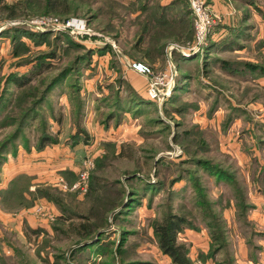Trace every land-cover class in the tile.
Instances as JSON below:
<instances>
[{"label":"rangeland","instance_id":"rangeland-1","mask_svg":"<svg viewBox=\"0 0 264 264\" xmlns=\"http://www.w3.org/2000/svg\"><path fill=\"white\" fill-rule=\"evenodd\" d=\"M17 1L4 0V3L12 4ZM64 1L70 11L67 15L44 14L39 12L37 4H31L30 7L21 4L15 9V17L9 18L5 9L0 7V98L7 74L23 73L32 66V63H25V59L33 58L43 51L57 49L59 58L41 73V80L36 77L32 80L34 86H41L40 89H43L64 66L76 64L73 62L75 55L84 53L83 48L71 49L67 46V41L72 39L82 43L94 51L89 60L78 65V71L82 74L66 75L42 103L38 119L24 123L22 134L32 147L38 142L44 128L55 133L59 125L64 135H69L79 123L85 128L86 125L90 126L97 133L109 128L106 137L116 139V146L105 147L94 157L90 176L99 178L98 186L101 190L90 191L89 182L86 191L70 189L78 181L77 177L74 180L56 177V180L63 178L68 189H62L56 180L48 182L54 189L53 193L60 197L68 212L75 217L67 221L46 219L50 222H46L50 228L53 226L56 231L53 236L48 237L50 243L41 252V259L34 248L42 238L31 232L30 227L18 224L11 218L13 215H9L5 221L0 220L1 241L5 251H9L6 254L11 263L122 264L143 261L172 264L156 244L152 221L162 220L168 213L184 214L194 225L205 229L209 236L211 226L208 227L207 224L209 225L212 217L207 214L203 205L208 201L218 216L220 205H224L222 220L226 242L215 257H211L212 261L216 264H248V260L251 264H261L264 220L259 208L253 210V201H256V194L259 195L256 190L257 179L262 173L260 166L264 164V145L261 144L264 133L260 128L262 116H254L260 113V105L254 110L252 106L250 108L245 104L244 98V94L250 96L255 93L259 99L261 91L244 90L241 88L244 83L223 76L222 73L228 74L222 69V60L264 63L259 54L258 60L253 61L245 57L249 55L246 51L235 54L223 48L229 39L234 38L237 29L242 28L245 23H256L253 16L264 18V0H219L222 7L227 5L225 18L213 9L214 0H205L207 13L219 16L218 22L209 29L205 42L195 47L194 28L190 36L185 35L189 33L186 30L183 35H169L164 31V39L161 40L164 50L161 54H152L151 60L146 48L151 45L153 32L150 33L151 37L146 35L136 44L140 34L138 24L134 22L135 14L113 8L109 5V0ZM184 1L189 8V0ZM189 15L193 27L190 8ZM246 17H249L250 22H243ZM42 21H46L48 25L42 26L46 27L44 31L32 28L33 23ZM67 22H72V26L65 29L53 27L54 23ZM13 27H23L33 32L47 31L49 41L39 46L26 38L23 45L26 50H18L13 45L11 34L5 33ZM107 43L111 44L113 51L104 60L103 55L109 51L99 54L97 49ZM134 45L137 46L134 48ZM187 50L192 51L189 56L183 54ZM175 53L188 59L180 62L174 58ZM96 67L101 71L94 70ZM173 67L177 74L170 95L163 101L149 100L144 92L149 78ZM139 79L144 80L141 95L136 91L137 87L133 86L134 81ZM77 84L81 85L78 97L72 98L77 94ZM15 88L9 86V93H5L1 99L0 117L9 115L15 120L18 116L19 105L14 102ZM96 93L99 95L96 96ZM135 94L143 101L136 99ZM63 96L67 98V104L62 102ZM117 99L122 102V110L128 107L126 101L133 106L129 111L122 112L120 122H117ZM111 111L114 113L107 119ZM229 114L235 119L239 118L240 122L235 124L233 119L228 123ZM17 126L18 122L15 121L12 126L2 129L0 140L12 133ZM15 142L20 145L22 137H16ZM101 156L106 158L101 167L97 168L95 158ZM197 160L225 170L232 181L217 182L216 176L207 172L203 168L204 164L197 163ZM220 195L219 205L216 201L220 199ZM122 201L125 205L130 204L127 206L128 210L119 205ZM227 202H230L229 205ZM113 204L117 206L112 208ZM243 204L254 207H242ZM95 207V213L103 214V217L106 215L108 219V225L104 227L107 228L104 237L106 253H96L94 247L86 251L85 255L89 256L87 261L82 255L72 258L71 251L81 241L79 233L83 232L80 224L85 220L81 217H88ZM110 208L114 211L109 212ZM77 215L82 216L78 218ZM36 217L41 221L45 220ZM184 231L178 234L177 242L186 243L190 249L193 247L195 254L196 250L200 253L201 248L196 243L184 240ZM43 257L49 262H44Z\"/></svg>","mask_w":264,"mask_h":264},{"label":"trees","instance_id":"trees-1","mask_svg":"<svg viewBox=\"0 0 264 264\" xmlns=\"http://www.w3.org/2000/svg\"><path fill=\"white\" fill-rule=\"evenodd\" d=\"M21 4H24V7H30L32 5H36L39 8V12L47 14V13H56L61 15H67L69 14V7L66 6V2L64 0H18L15 3L9 4L4 3V0H0V7L5 9L7 16L9 18H14L16 15L15 9L17 6H20ZM109 5L113 8L117 9H124L128 13L135 14L134 22L138 24L139 27V37L137 39V43L141 42V40L146 36L150 35L151 32L152 38H151V45L146 48L147 55L149 56V59L151 60L152 54H161L164 50V45H162L161 40L164 39V31H166L169 35H173L174 33L177 35H183L184 31H188L189 33L185 34L189 36L193 33V27H192V21L190 19L189 15V8L187 7V3L184 0H171L168 4H161L159 0H128L126 2H123L121 0H109ZM188 28V30L186 29ZM6 34H11V39L14 42V46L18 47L19 49H22L23 51L26 50V46L24 45V39L28 38L32 41H34L37 45H42L46 41H49V34L47 31L42 32H33L23 27H13L9 31L5 32ZM5 33H2L3 36H6ZM223 45V44H222ZM67 46H69L71 49H81L83 48L84 53L75 55V59L73 62H76V64L64 66L63 70L61 72L51 78V80L46 83V86L43 87V89H40L41 86H37L32 82L33 78H42L40 77L41 73L45 72L48 68L52 66V61L57 60L59 58V54L57 52V49L50 50L48 52H40L37 53L33 58H27L25 59V63H32V66L28 71L23 73H17V72H10L7 74L5 78V88L1 91V94L3 95L0 98H4L5 93H9V86H14L16 95H15V105H19L18 109V116L14 120V118H10L9 115H6L4 118L0 117V132L2 129L10 127L13 125V122L17 121L18 126L15 128V130L10 133L9 135H6L3 140H0V166L3 164V162L6 159V156L8 152L15 151L16 149V142L15 139L18 136L22 137V145L25 146L27 149H30L29 141L28 139L22 134V128L24 123H29L32 120L38 119L40 111V107H42V103L47 99L49 96V93L58 85L61 81L64 80L66 75H69L72 73L73 75H81L80 71H78V65L82 63L84 60H89V58L94 54V51L90 48H86L85 45L82 43H78L74 40H68ZM137 45H134V48ZM69 49V48H66ZM70 50V49H69ZM113 51L110 44L101 45L97 49V53L103 54L105 51ZM174 58L178 61H186L188 58L183 57L180 54H174ZM222 69L226 71L228 74L232 76H236L239 78H250V79H256L258 77L264 76V63H255L250 62L246 60H222ZM71 74V75H72ZM39 76V77H37ZM75 80L77 77H74ZM38 79V80H39ZM41 80V79H40ZM45 82V81H44ZM73 87V84H71ZM75 90L77 92L76 95L72 96V98L78 97V91L81 87L80 84H77L75 86ZM7 88V89H6ZM74 88V87H73ZM244 90H253L249 86H244ZM260 90V89H259ZM136 99L143 101V99L138 95H134ZM248 96V94H244V98ZM175 95L172 97L174 98ZM258 98L257 94L250 95V100L256 101ZM139 102V103H140ZM120 99H117L115 105L117 110V122H120V117L122 116L123 111H129L133 108L131 104H129V101H126V104L128 105L126 110H122ZM38 107V108H37ZM214 107V106H213ZM212 107V108H213ZM114 111H111L109 115H107V119L112 116ZM135 112L133 113V115ZM135 116V115H134ZM234 119V116L229 114L227 121L228 123H231ZM260 128L262 129L264 133V122L260 123ZM59 133L58 131L55 133H52L50 131L42 130V133L39 137L38 142L34 146L36 149L41 150L46 145L50 144H57L61 141L59 139ZM92 141V137L90 136L88 130L82 126L77 124V127L75 128V131L69 133L67 143L71 146L79 144L80 142L83 143H90ZM100 145L105 149L108 147H114L116 146L114 140H103L101 141ZM10 146V149H9ZM106 155V154H105ZM106 158V156L96 157L95 158V166L97 168L101 167V163L103 159ZM197 163L204 164L203 168L209 172L212 175H215V179L217 182L220 181H226L230 182L232 181V177L225 172V170H222L221 168H218L217 166L210 165L206 161L197 160ZM69 171H61V174L66 175ZM92 177L90 176L89 181V188L90 191L94 190H101V188L98 186L100 184L98 177ZM76 176L72 179H76ZM33 176L27 175V174H19L16 175L11 181H9L8 185L4 189H0V201L4 208L6 209H14L18 208L20 206L24 207H30L34 205V202L38 198H43L47 201H51L54 203L58 209L61 212V221L62 219L68 220L73 217L71 213L68 212L66 207L63 205V203L53 192L54 189H52L51 186L48 185H38L35 187L33 191L29 189L31 186ZM260 181V188L262 192L264 193V169L261 173V176L259 178ZM28 195L25 196V195ZM220 195L218 198V201H216L217 204L220 205L219 202H221ZM198 202H201V199H198ZM202 203V202H201ZM200 203V204H201ZM230 202H227L226 204L229 205ZM123 201L119 205H123L125 209H127V206H130V204L125 205ZM116 204H113L112 208L115 207ZM118 205V206H119ZM204 207L207 209V214L212 217L209 221L208 227H210L211 231H209V245H208V251L206 254L204 253H198L197 257L199 259H204V257H212L214 258L216 255V252H218L221 247L225 246L226 240L224 239V221L223 218V210L224 205L219 208L220 216H218L211 208V205L208 201L204 202ZM207 205H209L207 207ZM117 206V205H116ZM243 206H249L253 207V205H245ZM118 208V207H117ZM96 207L92 209V215L90 214L87 216L77 215L78 218L82 216L81 218L85 221H82L83 223L80 224V226L83 229L82 233H79V237L81 238V241H78L77 246L72 249L71 256L74 258L75 256L82 255L85 256V261L88 260V255L86 256L87 250H92L94 247L96 253L105 254L106 253V244L104 243V237L106 236V229L105 226L108 225V219L105 215L103 217L102 215H99L98 213H95ZM113 210V209H112ZM110 209H108L109 212H113ZM128 210V209H127ZM107 211V212H108ZM119 212V211H118ZM92 216V217H90ZM100 217V220H97V218ZM103 218V220H102ZM98 221H100L98 223ZM152 232L156 240V244L159 248V250L170 258L172 264H195L194 260L191 259L189 253H190V247L182 242L178 243V234L185 229H193L196 231L200 230V227L194 225V223L188 219L187 216H184V214L179 215L176 213H168L164 219L162 220H153L151 223ZM44 229H36L34 232L43 231ZM56 230V229H55ZM45 232V231H44ZM45 234H47L45 232ZM50 239L48 238V235L43 238L41 243L38 244V246L35 248L36 255L41 259L42 253L47 246H49ZM217 243V245H216ZM44 262H49L48 259L43 257L42 259ZM87 264V263H86ZM122 264H152L150 262H143V261H134L132 263H122Z\"/></svg>","mask_w":264,"mask_h":264},{"label":"crops","instance_id":"crops-1","mask_svg":"<svg viewBox=\"0 0 264 264\" xmlns=\"http://www.w3.org/2000/svg\"><path fill=\"white\" fill-rule=\"evenodd\" d=\"M170 1L171 0H164L161 1L160 3L168 4ZM212 7L218 14H220L219 16L225 18L224 14L226 13L227 5L222 7L219 0H214ZM217 10H219V12ZM253 17L256 20V23H245V21L250 22L249 17H246L243 20V22L245 23L243 27L237 29L234 38L229 39V41L224 44L223 48L225 50H231L235 54H239L243 51H246L249 55H246L245 57L251 58L253 61H257L258 54L261 55L262 59H264V18L256 17V15ZM110 53L111 52L108 53L106 52L103 55L104 60H107V58L110 57ZM97 68L99 67L94 68V70H97L98 72L101 71V69H97ZM222 74L223 76L225 75L226 78H231L236 82L244 83V85H242L241 88H243L244 86H249L250 88L255 90L260 89L261 91L259 96L260 98L259 99L257 98L256 101H252L250 100V96H246L245 104L250 108L252 106L254 110L255 108H258L257 105L258 106L260 105L261 107L260 113L259 114L257 113L254 116H256L257 118L258 117L260 118V116H262L260 118V121L263 122L264 121V76L258 77L256 79H250V78L243 79L236 76H232L228 73H227L228 75H226L225 73ZM131 75H134V73L131 72ZM143 81H144L143 79H139V81H134V85H133L137 87L138 90L136 91L140 95H141L140 90H142L143 89L142 87L144 86ZM88 84H86V86H88ZM215 88L219 90L218 87L215 86ZM98 95L99 94L96 93V96ZM61 99L62 102L67 104L68 101L66 100L67 99L66 96H63ZM211 116L214 115L212 114ZM234 120H235V124L240 122L239 118L236 119L234 118ZM86 122L89 123L88 121ZM56 128L58 131L60 130L59 125ZM86 129L88 130L90 136L92 137V141L90 143L80 142L79 144L71 146L70 144L67 143L68 135H64V132L61 130L58 136L59 139H61V141L57 144L46 145L41 150L36 149L34 146L30 147V149H27L25 146L22 145V143L20 145L17 143L15 151L8 152L5 161L0 166V189L6 188L9 181H11L16 175L19 174H27L33 176L31 181V186L29 187L31 191H33L35 187L38 185L44 186V185H48L49 184L48 182L53 183L56 180V177L61 176L66 180H72L77 174V170L81 163L82 158L87 153H90L89 151L93 150L91 151V154L97 156L103 150V147L100 145L101 141L108 139L116 141V139L114 138L106 137L107 135L106 132L109 128H107L106 130L104 129L102 130L103 132H98V133L97 131L94 132L93 130H91L90 126L88 125H86ZM262 137L263 138L261 144L263 143L264 145V136ZM260 169L263 171L264 164H261ZM61 171H69V172L68 174L63 175L61 174ZM257 184L258 187L256 191L259 195L256 194V198H255L256 201H253V203L255 204V209L253 210L259 208L263 213L262 219L264 220V193L260 188L259 184L261 183L258 179H257ZM25 196L28 197L27 194ZM37 202L40 203L46 202L49 205L51 211L55 215L54 220L56 219L61 220L60 218L61 212L54 203H52L51 201H47L43 198L36 199L34 204ZM257 202L259 203V205ZM9 215H13L11 216V218H14L18 222V224L20 225L22 224L23 226L30 227L31 232H33L36 236L42 239L47 235L48 237H51L55 234L56 228L53 226L50 228V225L47 224L50 223L48 220H43V221L39 220L32 213V206L30 207L20 206L18 208L9 210L4 208L0 201V220L3 221L7 220L6 218ZM39 228L44 230L34 232L36 231V229ZM44 231L47 234H45ZM191 234H195L196 236L193 237ZM183 236L186 237L184 238V240L187 239L193 243H196V246H198V248H201V253L204 254L207 253L210 239L205 229L201 228L199 231H194L192 229H185ZM1 240L2 237L0 239V264H12L9 255H7L9 251L8 250L5 251L3 241ZM41 241L39 243H41ZM38 244L36 245V247L38 246ZM261 246L263 247V251L261 253L260 260H261V264H264V243H262ZM198 253L199 252H197V250H196V254L193 253V247L190 249L189 255L191 259L194 260L195 264H216L214 260H213L214 262L212 261V258H205L204 260L199 259L197 257ZM168 261L171 262L170 258ZM247 263L251 264V262H249L248 260ZM255 264H260V263L255 262Z\"/></svg>","mask_w":264,"mask_h":264},{"label":"built area","instance_id":"built-area-1","mask_svg":"<svg viewBox=\"0 0 264 264\" xmlns=\"http://www.w3.org/2000/svg\"><path fill=\"white\" fill-rule=\"evenodd\" d=\"M189 8L193 20L194 39H195L194 44L195 47H197L205 42L209 29H211V27L216 22H218L219 16L211 15L207 13V9L205 7V0H189ZM31 26L36 30H43L46 27H42V26H48V25L46 24V21H42L40 23H33V25ZM69 26H72V22H67L65 24L54 23L53 25L55 29H65ZM0 29H2V27ZM191 52L192 51L187 50V52L183 54L185 56H189ZM159 73L160 74L158 75L156 74L153 77L149 78V84L147 85L144 91L146 97L149 100L155 102L156 100L163 101L166 97L170 95L171 89L174 85V79L177 74L175 67H173V69L170 68L169 71H164ZM94 157L95 156L92 155L91 153H87L82 158L81 163L77 170L78 181L75 184H73L70 189H80L82 191H86L88 187L90 172L94 166ZM56 181L59 182V185L62 189H68V186L63 178H58ZM33 213L36 216L45 218V220L55 219L54 213L51 211L49 205L46 202L35 203L33 205Z\"/></svg>","mask_w":264,"mask_h":264}]
</instances>
